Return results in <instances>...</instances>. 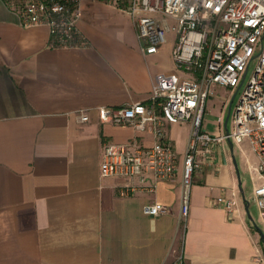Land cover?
Wrapping results in <instances>:
<instances>
[{
	"label": "crops",
	"instance_id": "obj_1",
	"mask_svg": "<svg viewBox=\"0 0 264 264\" xmlns=\"http://www.w3.org/2000/svg\"><path fill=\"white\" fill-rule=\"evenodd\" d=\"M79 29L86 46L55 47L47 26H24L9 0H0V264H264L250 201L240 193L251 183L254 199L262 182L254 151V161L240 158L243 177L235 143L198 155L186 220L191 122L167 123L178 154L173 179L148 175L152 190L125 194L123 178L101 175L106 142L151 146L155 137L103 122L98 107L147 101L156 76L177 70L176 33L147 53L128 12L105 1L84 4ZM226 106L212 118L215 106L207 103L208 130H223ZM155 202L168 210L146 214Z\"/></svg>",
	"mask_w": 264,
	"mask_h": 264
},
{
	"label": "built area",
	"instance_id": "obj_2",
	"mask_svg": "<svg viewBox=\"0 0 264 264\" xmlns=\"http://www.w3.org/2000/svg\"><path fill=\"white\" fill-rule=\"evenodd\" d=\"M105 1L131 16L142 49L159 51L168 34L177 35L173 56L177 70L156 76L147 101L121 106L98 107L103 122L132 125L137 131H151V146L137 143L104 145L101 175L125 180V194L152 190L148 175L173 179L178 154L168 136L167 123L191 122V137L185 155L182 178L181 214L190 211L191 190L198 155L211 153L226 141H249L259 158L256 167L261 183L254 188V199L264 220V0H9L24 26L44 25L55 47L86 46L79 29L84 4ZM254 70L248 78L252 64ZM216 85L230 87L237 102L230 113L233 124L222 117L223 129L217 134L206 127V107ZM82 121L90 116L80 111ZM225 123V124H224ZM226 208L231 199L220 197ZM168 210L162 203H151L144 212L159 215Z\"/></svg>",
	"mask_w": 264,
	"mask_h": 264
},
{
	"label": "rangeland",
	"instance_id": "obj_3",
	"mask_svg": "<svg viewBox=\"0 0 264 264\" xmlns=\"http://www.w3.org/2000/svg\"><path fill=\"white\" fill-rule=\"evenodd\" d=\"M255 63L256 61H254V63L251 66V69L249 71L248 74V78L249 76L252 74L254 67H255ZM242 89V88H241ZM241 89L239 90V92L236 94L234 101H233V105L237 102L238 98H239V94L241 92ZM235 90H232L230 87L227 86H222V85H216L214 87V92L211 94V96L209 97L208 100V105H214V110L211 112L210 117L214 118L216 115H218L220 113V109L223 106V104L226 102L227 106H226V116L228 115V109L230 106V103L233 99ZM233 124V119L232 116L229 119V126H232ZM215 126L213 124H211L209 131L211 133H213L215 131ZM213 134H217V133H213ZM243 148H244V155L242 154V151L240 149V147L237 144H234V155L236 156V162L238 164L237 168L239 169V173L240 176L243 177V171L242 169H240L239 166V162H240V158L243 157L245 163L247 164L246 160H252L254 161L256 159L254 152H253V148L250 144L249 141H245L243 142ZM247 179L248 177L250 178V173H248L246 175ZM243 201L245 202L246 200L250 201V206H249V211H250V215L252 216V222L255 226L256 231L259 233L262 242L264 243V238L262 236V234H264V220L260 214V210L258 208V205L256 203V201L253 199V197H251L252 194V186L251 183L248 185L244 186V193L240 192ZM256 225L260 228L257 229Z\"/></svg>",
	"mask_w": 264,
	"mask_h": 264
},
{
	"label": "water",
	"instance_id": "obj_4",
	"mask_svg": "<svg viewBox=\"0 0 264 264\" xmlns=\"http://www.w3.org/2000/svg\"><path fill=\"white\" fill-rule=\"evenodd\" d=\"M235 96H236V94H234L233 99H232V102H231V105H230V107H229V113H228V116H227V118H226V124H228V121H229V119H230V113H231V109H232V103H233V100H234ZM259 229H260V228H259Z\"/></svg>",
	"mask_w": 264,
	"mask_h": 264
}]
</instances>
